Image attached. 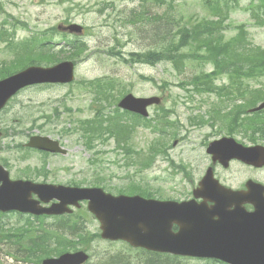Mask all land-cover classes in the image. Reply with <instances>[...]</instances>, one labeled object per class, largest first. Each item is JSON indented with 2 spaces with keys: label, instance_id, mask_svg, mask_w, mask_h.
<instances>
[{
  "label": "rangeland",
  "instance_id": "1",
  "mask_svg": "<svg viewBox=\"0 0 264 264\" xmlns=\"http://www.w3.org/2000/svg\"><path fill=\"white\" fill-rule=\"evenodd\" d=\"M262 1L0 0L3 8L0 66L30 53L33 41L46 47L43 53H51L59 60L74 59L76 63L74 81L24 88L0 111V163L7 162L5 166L12 179L94 185L113 194L127 193L132 184L142 186L155 198L190 197V184L196 183L211 164L205 152L210 140L230 132L244 144L251 141L240 131L245 128L241 118L232 126L219 123L209 126L207 110L218 102L215 95L191 93L190 88L177 85L213 68L210 63L190 58L188 55L195 51L188 50L189 46L182 47L175 64L160 58L145 63L137 54L160 52L165 44L179 38V28L183 25L190 28L202 20L221 18H224L222 25L213 26L224 40L234 35L246 36L248 43L263 47L264 23L257 21H264ZM72 21L83 26L82 34L51 30L59 23ZM239 29L243 33H238ZM81 43L87 47L85 51L69 58L73 44ZM181 61L184 62L181 64ZM34 62L42 66L53 64L39 58ZM100 78L106 80L102 84L109 85L115 95L131 92L136 96H161L163 107L172 112L164 113L160 107L151 106L147 120L163 131L146 126L144 117L140 116V123L123 134L121 147L118 146L115 136L105 130L106 123H98L102 116L115 114L112 112L116 106L113 97L108 102L100 99L102 104H99L94 80ZM227 80L222 77L216 83ZM261 80L264 76L251 78L246 84L253 90ZM97 110L104 113L94 118ZM157 114L166 115L171 123L166 125L164 120H157ZM192 115H197L194 120L200 126L192 124ZM124 118L133 122L130 114ZM88 119L103 124L99 129L94 126L98 136L90 141V146L83 137ZM34 134L59 139L67 153L48 154L23 148L22 143ZM254 136L258 137L257 143L264 145V137L259 133ZM156 138L165 143L160 146L165 153L159 148L155 152L148 150ZM125 146L130 148V153H126ZM149 157L153 158L151 165L143 167L141 164ZM216 176L236 187L246 177L264 182V168L251 170L234 161L227 169L217 165ZM138 187L133 188L134 194L138 193ZM74 210L71 215L40 218L13 211L0 212V264H40L44 257L39 263L37 260L42 252L34 255L35 260L24 259L20 246L21 239L27 240L35 234L45 235L46 245L51 249H47L49 256H55L58 249L87 248L90 260L86 264H108L109 261L111 264H224L210 259L158 254L133 248L126 242L104 240L97 236L98 221L87 211L86 204L82 202Z\"/></svg>",
  "mask_w": 264,
  "mask_h": 264
},
{
  "label": "water",
  "instance_id": "2",
  "mask_svg": "<svg viewBox=\"0 0 264 264\" xmlns=\"http://www.w3.org/2000/svg\"><path fill=\"white\" fill-rule=\"evenodd\" d=\"M59 29L81 32L75 23ZM73 63L62 61L53 66H29L0 79V108L8 98L25 85L42 82H70ZM158 96L136 97L126 94L118 106L143 116L147 107L158 104ZM264 107V101L252 108ZM29 146L66 153L57 141L47 136H32ZM207 152L213 161L223 166L231 158L255 166L264 165V146H243L232 137H222L209 144ZM247 190H233L220 184L209 167L194 189V197L182 201L144 198L140 195H112L99 187H74L34 183L29 180H10L0 165V210H18L34 214L69 212L68 204L88 200V209L100 222L101 236L111 240H125L132 246L157 252H168L202 258L223 260L229 264H264V185L253 183ZM38 195L44 202L57 198L49 207L31 197ZM211 202V205L207 203ZM245 203H251L248 211ZM177 227L176 230L172 226ZM84 251L66 252L48 257L42 264H80L87 259Z\"/></svg>",
  "mask_w": 264,
  "mask_h": 264
},
{
  "label": "trees",
  "instance_id": "3",
  "mask_svg": "<svg viewBox=\"0 0 264 264\" xmlns=\"http://www.w3.org/2000/svg\"><path fill=\"white\" fill-rule=\"evenodd\" d=\"M157 1L165 2L166 0ZM1 11H3V8L0 2V12ZM223 19L224 18H221L219 20H202L197 22L190 28H188L187 25H183L179 28V38L173 39L171 42L165 44L161 48L160 52L148 51L143 54H137V57L140 61H143L145 63H153L160 58L164 60H170L172 64H175L180 58L182 47L189 46V48H187L188 50L195 51L191 52L188 55L191 56L190 58L193 57V59L201 60L205 63H211L213 65V69L211 72H202L198 75H194L188 80H183L179 82L178 85L187 89L188 86H190V83H192V90L198 94L203 92L209 93L211 91H214L215 89H218L220 94V101L217 104L212 105L209 112L210 117L214 121L218 120L220 123L222 121L226 124V126H232L238 121V119L241 118V114L248 113L247 107L255 105L258 100L264 98L263 85H261L263 87H255L252 90L245 82V80L247 79L264 76V48L248 43L249 40L246 38V36L241 37L239 35H234L231 36L229 39L224 40L221 34L215 33L213 26L215 24L222 25ZM51 30L54 29L51 28ZM238 33H243V31H240L239 29ZM86 48L87 47L83 43H81V45L74 44L72 48V54L68 57L75 58L76 56H79L83 51H85ZM29 51L30 53L26 54L25 56L19 57L18 59H13L11 62H9L10 64L3 63L0 66V72H3L0 77L12 73L15 68L34 63V60H36L37 58L49 60V62L47 63L59 60L58 57H53L51 53H43L46 51V47L42 43H39L38 45L30 48ZM24 60H28V63H23ZM183 62L184 61H181V64ZM7 64L9 66H7ZM222 75L227 76L228 79L232 81L238 80L237 85L231 84L230 86L222 87L215 85L213 82L214 79H216L217 77H221ZM243 79L245 80L243 81ZM102 80L105 79L100 78L94 80L96 94L98 97L96 98L99 104H102L100 102V99L102 101L108 102L107 99L110 97H113V101L116 102V100L123 93L115 95L113 93V90H110L109 85L102 84ZM223 95L226 97L225 103L223 101ZM245 96L247 97L245 98ZM242 97L245 98L244 102H238V98ZM227 102H231L230 107H227ZM160 109L164 113H168L170 111L169 108L166 109L163 106H160ZM113 110L114 111L112 113L115 114H107L106 116H102L101 121H98V123H106L107 126H105V130L109 132L110 135L115 136L118 146L121 147V141L124 139L123 134L129 133L128 129L132 130L136 124L140 123L139 118L141 117L136 114L120 111L116 106H114ZM103 113L104 112L102 110H97L96 114L93 117L97 118V116H101L103 115ZM126 114L131 115L133 122L130 123L127 118H124V115ZM156 117L155 118L157 120H164L166 125H169L171 123L167 119L166 115L157 114ZM142 120H144L145 125L150 126L151 129L163 131V128H157V125L151 124L149 120L145 118H142ZM244 120L248 124V129H252L253 131L255 130L253 128L254 124L262 123L256 128L260 131V133L264 134V115L262 116L258 113H254L250 116H245ZM85 122L87 124L83 127V137L84 140L88 141L87 143L90 146V141L96 138V136H98V134L95 133V131H97L96 128L99 129L100 127H102L103 124H98L94 119L93 121H90L88 119ZM242 125H244V123H242ZM78 128L80 127L78 126ZM247 130H243V132L246 133ZM170 133H172V131ZM170 133H168L167 135H169ZM160 146H165V143H163L162 140L156 138L149 144L148 150H154L155 152L159 148V151L161 153H165L163 149H160ZM125 150L126 153H130L129 147L125 146ZM152 157H149L146 162L142 163L141 165L143 167L150 166L153 161ZM170 162L172 161L170 160ZM137 187V185L131 184L129 188L130 190H128L127 193L132 194L135 190L133 188ZM137 190L136 192L140 193L145 197L153 195L151 192L149 193L147 190H145V188H143L142 186H139ZM56 242L59 243V240L56 239ZM20 246L22 248V251L24 252V259L35 260L34 255L38 252H42L37 260V262L39 263L41 257H48L50 255L51 249L46 245V237L42 234H35L33 236L30 235L27 240L21 239ZM64 250L65 249L56 250V255L60 254Z\"/></svg>",
  "mask_w": 264,
  "mask_h": 264
},
{
  "label": "flooded vegetation",
  "instance_id": "4",
  "mask_svg": "<svg viewBox=\"0 0 264 264\" xmlns=\"http://www.w3.org/2000/svg\"><path fill=\"white\" fill-rule=\"evenodd\" d=\"M233 161L239 162L240 164H242L243 166H245V167H247V168H249V169H251V170H258V169H259V168H257V167H253V166H250V165L244 164V163H242V162H240V161H237V160H233ZM214 169H216L215 166H214ZM248 181L255 182V181H257V180L254 179V178H252V177H246V179H245L243 182H241V183L239 184V186H236V187H238L239 189H240V188H244L245 185H246V183H247ZM196 184H197V182H196V183H192V184H190V198L192 197V190H193V188L196 186ZM199 200H200V199H198V201H199ZM113 257H116V256H112L111 258H113ZM117 259H118V258H117ZM108 264H111V262L109 261Z\"/></svg>",
  "mask_w": 264,
  "mask_h": 264
}]
</instances>
